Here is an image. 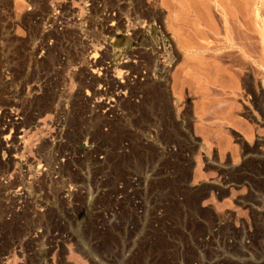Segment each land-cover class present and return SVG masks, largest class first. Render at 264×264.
Masks as SVG:
<instances>
[{
    "label": "rangeland",
    "instance_id": "rangeland-1",
    "mask_svg": "<svg viewBox=\"0 0 264 264\" xmlns=\"http://www.w3.org/2000/svg\"><path fill=\"white\" fill-rule=\"evenodd\" d=\"M81 1L0 0V264H39L33 252L22 258L15 245L33 226L64 218L70 208L64 226L77 244L58 264H91L77 255L79 247L98 259L92 264H163L158 261L166 249L177 248L167 245V237L189 242L182 231L196 227L193 216H226L229 232L242 234L243 225L245 236L263 234L264 0H136L138 19L146 20L142 30L149 33L127 37L120 25L106 39H91L93 47L107 45L94 58L96 66L99 59L111 66L107 79L131 59V77L139 68L157 66L144 81L132 83L128 99L133 100L120 101L111 117L93 100L101 97L92 94L101 78L89 71L94 63L77 33L55 34L50 45L43 38L48 33L41 29L42 14L61 2L77 10ZM63 94H70L72 104L63 102ZM150 127L162 130L160 141L183 147L182 152L165 157L145 144ZM66 155L77 157L78 170L63 165L50 173ZM164 158L186 164L183 181L176 177L171 188L157 177L165 178L172 168L153 174ZM38 159L48 171L42 176L34 175L30 164ZM23 162L29 176L20 177ZM65 184L84 186L67 206L59 198ZM167 200L174 209L155 210ZM131 202L143 211L130 216L132 228L122 219ZM35 207L46 211L38 214ZM95 207L101 212L93 221ZM152 214L161 223L171 219L173 228H151L158 225ZM257 243L253 256L226 264L263 260Z\"/></svg>",
    "mask_w": 264,
    "mask_h": 264
},
{
    "label": "built area",
    "instance_id": "built-area-1",
    "mask_svg": "<svg viewBox=\"0 0 264 264\" xmlns=\"http://www.w3.org/2000/svg\"><path fill=\"white\" fill-rule=\"evenodd\" d=\"M114 3V5H113ZM111 3V0H82L80 2V6H78L77 10H74L71 5L67 3H59L57 5H54L52 8V12L50 14H42L40 17L41 20V26L42 29L45 31L49 27H52L57 32L63 31V29L68 30H74L77 33V39L79 41L83 42L86 46V53L89 57V62L92 60V63L94 67L89 68V71L92 75H97L96 77L101 78V82L97 84V90L95 89L96 94H101V97H94L93 100L95 103H99L101 105V109L103 110L104 116L111 117V114H108L110 112L116 111V106L120 101L123 100H133L128 99V89L129 87H133V82H142L144 81L143 77L149 76L147 72L155 71L157 70L156 67H148L145 69H137L136 75L131 77L130 72H132V68L134 66L135 60L131 59L127 67L123 68H116L114 69V74H110V79L105 78L106 70H109L107 68L111 67L108 62H105L102 59H99L97 61L98 64H101L100 66H96L95 57H98L100 54H104V50H107V45L105 44L102 46L101 42L98 44V46L93 47L91 45V39L95 35L99 36V40L106 39L111 35V32H114L115 30L120 28V25H122L123 32L127 37L131 36L132 33H140L143 34L149 33V31H143L145 21L144 19H138L137 11H136V0H115V2ZM143 21V22H140ZM154 23V22H153ZM138 24H140L138 26ZM155 25V23H154ZM120 31V30H119ZM48 42V43H47ZM51 40L45 41L47 45L51 44ZM104 49V50H103ZM39 50L38 52H41ZM44 52V51H42ZM163 52V50L161 51ZM160 52V53H161ZM90 67V64L87 65ZM129 69V71H127ZM111 70V69H110ZM145 70V71H144ZM104 72V73H103ZM151 75V73H150ZM106 88H109L107 91L108 95H106ZM111 88V89H110ZM68 92V91H66ZM63 102H72V98L70 94H63ZM88 101L91 102V97L87 98ZM106 104V105H105ZM112 119H109L107 121H111ZM59 121H55V128L59 126ZM148 130V129H147ZM148 137L147 139H143L145 141V144L149 143L150 145H153L157 151H159V154H162L166 157V155H170L171 153L177 152L179 154L182 152L183 147L177 148V145H174L170 143L169 145L166 143H160V141L156 140L152 135L150 130H148ZM55 142V141H54ZM64 143V140L58 139L56 141ZM121 147H123V150H126L128 144L126 142L121 143ZM144 144V142H142ZM174 152H173V151ZM55 159L57 158L54 154ZM75 158V159H74ZM76 156L73 155H66V157L63 159L60 158L59 161L54 162V166H52L50 173L54 169H58V167H62L65 165L69 169L71 167H74V171L78 170V167H76ZM102 158V156H101ZM170 160V159H169ZM31 165L34 164V169H32V172L34 175L42 176L43 174L47 173L46 169H42V164L39 162V159L35 161L34 163H30ZM80 164V163H79ZM176 165L178 167V174L176 171ZM51 166V165H50ZM172 168V171L169 172L168 176L166 175L164 177H157L159 179H163L165 181H168V186L171 188L170 182H175L176 177H179L181 181L182 180V174L186 168V164L179 162L178 160H170L168 161L167 158H164L163 166L157 167V171H153L154 175H157L163 171V168ZM31 167V166H30ZM48 168H50L48 166ZM20 177H23V175L28 174L29 176V167L23 162L20 164L19 167ZM160 172L158 173V171ZM60 172V169L58 170ZM145 173V171H144ZM83 176V174H81ZM21 179V178H19ZM61 179V178H59ZM2 179H0L1 181ZM5 182V181H3ZM97 186V185H96ZM185 186V184H183ZM62 189V194L60 193V200H62L65 205L67 206L68 203L71 204L72 200L71 197L75 193L80 192L81 189L84 188L83 185H73L69 186L68 184H65ZM21 189V187L17 188V190ZM183 193L184 189H183ZM216 194V193H215ZM211 195H214V193H211ZM264 198V197H262ZM178 200H182L179 198ZM98 201V200H97ZM132 203V202H131ZM128 205V208L125 209L124 212H128L125 216L122 214V219H124V223L131 228L135 226L133 221L130 219V216L135 217V213L138 211V203L137 205L135 203ZM197 203V201H196ZM37 206H40L37 204ZM96 209L92 212V215H95L91 220L96 221V218L101 212V209L95 207ZM159 208V209H158ZM160 208H162L165 211L171 210V208H175L173 204L169 203V200L164 202L163 205H156L155 210L157 209L158 212L160 211ZM182 208V207H181ZM184 208V207H183ZM34 210L39 213H44L46 211L40 208H34ZM75 211V210H74ZM209 214H211V210H205ZM143 212V211H142ZM141 209L139 213H142ZM204 212V211H203ZM65 213V211H64ZM138 213V214H139ZM72 208H70V211L67 213V215L64 218H49L48 221L42 222V224L38 226H33L34 229H29L26 231V233L23 235V240L21 244H17L15 246H18L19 252H21L22 258L26 255H32L33 257L38 261L39 264H58L60 260L67 258V255H63V252L69 251V248L75 243L77 244V239H73L71 235L69 234V225L66 224L67 218L72 216ZM202 214V210H201ZM225 215V214H222ZM101 216V215H100ZM264 216V212H263ZM215 217H198L193 216V222L196 224V227H192L190 233H185L182 231L183 236H185L187 239H189L187 243L181 241L176 243L171 238L169 239L167 237V245L169 244H176L175 250H169L166 249L165 255L163 256V259L160 258L158 262H162L163 264H221L224 262L225 264L231 261H237L238 258L244 257V256H253L252 252V246L254 244H259V248L261 253L264 254V233L255 235L254 234H247L243 231V225L240 226L242 230V234H240L237 230L234 232L227 231V228L231 226V222L227 220L226 216L220 217L218 219H214ZM152 219L156 220L157 224H152L153 229H159L164 228L171 229V225L173 224V221L169 219L167 221H164V223H161L157 220L155 216L152 214ZM46 220V219H45ZM55 220V221H54ZM170 222L172 224H170ZM262 228L264 229V220L262 217ZM204 226L205 229L202 230L201 228H198V226ZM99 228V227H98ZM126 228V227H125ZM251 235V236H249ZM253 236V237H252ZM261 237V239H260ZM248 238V239H247ZM192 239V240H191ZM258 240V241H257ZM29 244V245H27ZM92 244V243H90ZM73 247V246H72ZM79 247V243L78 246ZM14 248V247H13ZM75 248V247H73ZM80 249V247H79ZM77 249L76 251L79 252L77 255H83L84 259L83 261H88L89 263L96 262L98 259L95 257H90L84 252H81L83 250ZM141 252H139L140 254ZM171 254V258L169 259ZM175 256H172L174 255ZM141 257L140 255L138 256ZM82 258V257H81ZM104 258V257H103ZM138 258V259H139ZM106 262L104 259L101 260ZM247 264H264V259H255V260H249L244 261ZM62 263V262H60Z\"/></svg>",
    "mask_w": 264,
    "mask_h": 264
},
{
    "label": "bare ground",
    "instance_id": "bare-ground-1",
    "mask_svg": "<svg viewBox=\"0 0 264 264\" xmlns=\"http://www.w3.org/2000/svg\"><path fill=\"white\" fill-rule=\"evenodd\" d=\"M236 0H234V2H235ZM239 1H242V0H239ZM233 2V3H234ZM228 4V3H227ZM232 4V3H231ZM242 4H243V2H242ZM246 4V3H245ZM228 7V6H227ZM247 7V6H246ZM245 7V8H246ZM171 8V7H170ZM206 9V8H205ZM244 9V8H243ZM229 10V9H228ZM227 10V11H228ZM40 12V11H39ZM48 12H49V10H48ZM204 12V11H203ZM237 12V11H236ZM244 12V11H243ZM184 13V12H183ZM242 14V13H241ZM208 15V14H207ZM209 16V15H208ZM170 17H172V16H170ZM170 17H169V15L167 16V19H170ZM201 17V16H200ZM205 17H207V16H205ZM166 19V18H165ZM172 19V18H171ZM228 19V18H227ZM226 19V20H227ZM206 20H208V19H206ZM225 20V21H226ZM231 20V19H230ZM236 20V19H235ZM41 21V20H40ZM168 21V20H167ZM212 21V20H211ZM210 20L208 21V22H211ZM140 22H143V21H140ZM166 22V21H165ZM203 22H207V21H203ZM226 23V22H225ZM231 23V22H230ZM241 23V22H240ZM172 24V22L170 21V23H169V25H171ZM228 24V23H227ZM40 25H41V23H40ZM210 25V24H209ZM212 25V24H211ZM244 25V24H243ZM228 27V26H227ZM41 29H42V26H41ZM43 30V29H42ZM233 30V29H232ZM240 30V29H239ZM44 31V30H43ZM42 31V32H43ZM67 31H69L68 29H63V31H61V32H57V31H55V29H53L52 27H49L46 31H45V33H48V34H45L44 35V37L43 38H47L48 40L52 37V38H54V35L55 34H59V33H63V32H67ZM233 32V31H232ZM71 34V33H70ZM146 34V33H145ZM185 34V33H184ZM227 34V33H226ZM241 34V33H240ZM244 34V33H243ZM205 35V34H204ZM228 35H229V33H228ZM231 36V35H230ZM136 37V36H135ZM118 38V37H117ZM230 38H232V37H230ZM231 42V41H230ZM238 42V41H237ZM236 43V42H235ZM231 44V43H230ZM220 46V45H219ZM239 46V45H238ZM21 47V46H20ZM229 47V46H228ZM233 48V47H232ZM244 51V50H243ZM220 54V53H219ZM258 54V53H257ZM234 57V56H233ZM201 60V59H200ZM244 60V59H243ZM234 61V60H233ZM238 62V61H237ZM243 62V61H242ZM200 64V63H199ZM206 64V63H205ZM209 64V63H208ZM198 66V65H197ZM218 69V68H217ZM216 69V70H217ZM221 68H219V70H220ZM207 70V69H206ZM218 70V71H219ZM93 72V71H92ZM210 73V72H209ZM214 73V72H213ZM231 73V72H230ZM230 73H229V75H230ZM222 74V73H221ZM225 74V73H224ZM214 75V74H213ZM215 75H217V74H215ZM228 75V74H227ZM231 76H233V74H231ZM215 78V77H214ZM217 78H219L218 76H217ZM221 79H222V76H221ZM227 79V78H226ZM232 79V78H231ZM218 80V79H217ZM216 80V81H217ZM234 80V79H233ZM221 82H222V80H220ZM227 82V81H226ZM153 83H155V82H151V83H149V84H153ZM149 84H147V85H144V87L145 86H148ZM226 84V83H225ZM174 85V84H173ZM227 85H228V82H227ZM231 85H232V83H231ZM155 86V85H154ZM230 86V85H229ZM153 86L151 85V86H148V88H150V90H151V92L154 94V88L153 89H151ZM146 88V87H145ZM150 90H148V91H150ZM175 91V90H174ZM156 92H157V90H156ZM156 92H155V94H156ZM152 96V95H151ZM158 97V96H157ZM71 104H72V102H71ZM70 108H71V106H70ZM19 114V113H18ZM225 114V113H224ZM17 118V117H16ZM148 130H150V132H151V135L156 139V140H158V141H160V134H161V131L162 130H160V129H157V128H155V127H150ZM8 138V137H7ZM6 140V139H5ZM162 144L163 143H166V141H164V140H162L161 139V141H160ZM3 143V142H2ZM4 143H5V141H4ZM186 182V181H185ZM185 185H187V183L185 184ZM263 188V187H262ZM185 190V189H184ZM264 191V190H263ZM22 194V193H21Z\"/></svg>",
    "mask_w": 264,
    "mask_h": 264
}]
</instances>
